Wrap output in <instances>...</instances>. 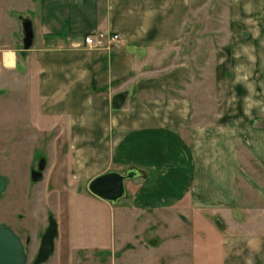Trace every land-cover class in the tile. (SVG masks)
<instances>
[{
    "label": "crops",
    "instance_id": "0c3cea01",
    "mask_svg": "<svg viewBox=\"0 0 264 264\" xmlns=\"http://www.w3.org/2000/svg\"><path fill=\"white\" fill-rule=\"evenodd\" d=\"M227 2L215 26L198 20L201 0H8L0 11V71L16 74L11 89L31 84L40 123L68 143L59 172L84 185L138 173L115 204L90 193L130 228L110 247L119 258L88 264H264V232L238 230L234 209L240 146L261 158L251 144L264 135V0ZM7 21L30 23L28 49L1 41ZM97 31L119 40L88 49Z\"/></svg>",
    "mask_w": 264,
    "mask_h": 264
},
{
    "label": "rangeland",
    "instance_id": "374dc122",
    "mask_svg": "<svg viewBox=\"0 0 264 264\" xmlns=\"http://www.w3.org/2000/svg\"><path fill=\"white\" fill-rule=\"evenodd\" d=\"M196 1L199 3L200 0ZM7 2L0 0V11L5 15H8ZM201 4L198 20L206 17L212 26L228 21L227 0H201ZM6 25L1 41L10 46L15 43L21 49L22 29H11L8 21ZM216 33V30H208V55L213 57L220 40ZM209 63V69H212L214 61ZM19 69L21 76L24 75L22 63ZM14 75L10 71H0V175L7 180V189L0 196V224L10 227L22 239L28 252V264L35 258L49 216L57 224L56 250L41 264H71L74 261L88 264L98 260L108 263L111 256L119 258L121 254H111L110 247L113 251L119 233L128 230L130 223L121 224L117 212L102 208L87 185L72 182L71 174L59 172L60 150H66L68 143L57 141L55 130L51 134V127L45 128L40 123L37 100L28 93L31 84L19 82L11 89ZM259 134L255 135L251 146L256 143L253 148L260 159L254 157L244 144L239 151L241 167L236 179L234 209L238 210L236 217L240 231L264 232V135ZM42 158H47L50 167L41 180L31 182L30 171L37 168ZM96 245L104 247L100 252L89 253ZM75 246L79 252L71 255L70 249ZM213 264H219L216 257Z\"/></svg>",
    "mask_w": 264,
    "mask_h": 264
},
{
    "label": "water",
    "instance_id": "95a60500",
    "mask_svg": "<svg viewBox=\"0 0 264 264\" xmlns=\"http://www.w3.org/2000/svg\"><path fill=\"white\" fill-rule=\"evenodd\" d=\"M23 48L28 49L32 42L33 32L30 23L23 22ZM112 103L121 104L118 97H113ZM45 160L42 158L38 162L37 169H31L30 179L37 182L42 178V170ZM138 173L135 169H128L125 173L108 171L93 177L87 184L90 193L96 197L117 203L126 196L125 181L135 177ZM7 189V180L0 175V196ZM57 235V224L49 216L48 224L41 236L38 251L31 264H41L45 262L54 251V239ZM28 252L22 239L10 227L0 224V264H28Z\"/></svg>",
    "mask_w": 264,
    "mask_h": 264
},
{
    "label": "built area",
    "instance_id": "2783aa9c",
    "mask_svg": "<svg viewBox=\"0 0 264 264\" xmlns=\"http://www.w3.org/2000/svg\"><path fill=\"white\" fill-rule=\"evenodd\" d=\"M118 40V34L106 31L87 33L83 39L88 49H110Z\"/></svg>",
    "mask_w": 264,
    "mask_h": 264
},
{
    "label": "bare ground",
    "instance_id": "6f19581e",
    "mask_svg": "<svg viewBox=\"0 0 264 264\" xmlns=\"http://www.w3.org/2000/svg\"><path fill=\"white\" fill-rule=\"evenodd\" d=\"M6 64H10V63L7 61Z\"/></svg>",
    "mask_w": 264,
    "mask_h": 264
},
{
    "label": "flooded vegetation",
    "instance_id": "af4514ba",
    "mask_svg": "<svg viewBox=\"0 0 264 264\" xmlns=\"http://www.w3.org/2000/svg\"><path fill=\"white\" fill-rule=\"evenodd\" d=\"M37 169V168H36ZM18 235V234H17Z\"/></svg>",
    "mask_w": 264,
    "mask_h": 264
}]
</instances>
